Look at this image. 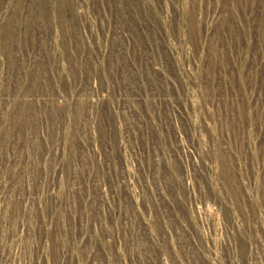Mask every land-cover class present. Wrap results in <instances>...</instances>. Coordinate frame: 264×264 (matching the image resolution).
<instances>
[{"label":"rangeland","instance_id":"374dc122","mask_svg":"<svg viewBox=\"0 0 264 264\" xmlns=\"http://www.w3.org/2000/svg\"><path fill=\"white\" fill-rule=\"evenodd\" d=\"M0 264H264V0H0Z\"/></svg>","mask_w":264,"mask_h":264}]
</instances>
